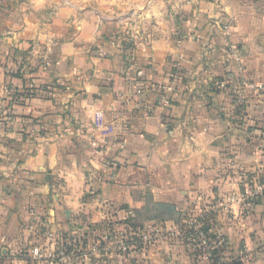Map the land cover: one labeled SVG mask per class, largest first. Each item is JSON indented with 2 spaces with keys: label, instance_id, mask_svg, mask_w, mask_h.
<instances>
[{
  "label": "crops",
  "instance_id": "obj_1",
  "mask_svg": "<svg viewBox=\"0 0 264 264\" xmlns=\"http://www.w3.org/2000/svg\"><path fill=\"white\" fill-rule=\"evenodd\" d=\"M137 8L0 0V119L10 94L24 103L0 132V264H48L61 243L99 237L94 226L120 229L151 202L188 214L221 202L229 212L216 213L214 230L226 256L264 264V197L239 202L241 181L264 173L263 136L240 122L264 120V0ZM97 115L121 145L105 157ZM188 247L172 239L93 264H194Z\"/></svg>",
  "mask_w": 264,
  "mask_h": 264
},
{
  "label": "built area",
  "instance_id": "obj_2",
  "mask_svg": "<svg viewBox=\"0 0 264 264\" xmlns=\"http://www.w3.org/2000/svg\"><path fill=\"white\" fill-rule=\"evenodd\" d=\"M228 27H226V31ZM50 65L49 62L46 63ZM216 87L219 90L227 89L225 81L216 82ZM264 90V86L260 87ZM237 102L239 105L243 104V99L238 95ZM165 103H169V99H163ZM13 115H4V120L7 122L13 121ZM94 127L101 135L99 141L94 143L96 149L105 155H108L114 148L120 147V143L115 135V127L112 123H108L102 115H97L94 122ZM264 141V136H263ZM244 191L242 192L239 202L246 207H251L260 198L264 197V173L255 178L246 176L243 179ZM228 211V207L221 202L215 205L201 208L195 214H188L184 223L181 225L169 223L155 224L152 229L144 228L137 235L129 233L127 226L123 225L120 229H107L102 235V242L92 243L86 246L84 243L71 244L63 242L59 245L54 253L50 254L48 264H87L96 260L102 252L105 253H119L129 254L132 252L142 251L143 253L149 249L156 248L162 243H166L172 239H183L186 230L194 229L199 236L203 260L211 258L213 251L225 248L227 250V239L225 236L217 232L214 238H208L202 230V221H206L212 214L216 215L220 210ZM36 222L39 223V218L35 217ZM181 242V240H178ZM264 247V240L262 241ZM194 250H192L193 252ZM201 256V257H202ZM32 257L34 259H41L44 257L40 247H34L32 250Z\"/></svg>",
  "mask_w": 264,
  "mask_h": 264
},
{
  "label": "trees",
  "instance_id": "obj_3",
  "mask_svg": "<svg viewBox=\"0 0 264 264\" xmlns=\"http://www.w3.org/2000/svg\"><path fill=\"white\" fill-rule=\"evenodd\" d=\"M8 87L12 88V84H9ZM30 96H32L31 93L26 94V97H30ZM22 106H24V103L22 102L21 95H19L18 93L10 94L9 98L5 103L4 111L6 112L7 115L10 116L12 110L15 107L18 108ZM16 120H20L24 126L30 122H36L32 117L29 116L16 117ZM240 122L242 124H246L249 130L254 129L256 131H260L261 132L260 135L264 136V120L258 121L243 114ZM11 126L12 125H10L7 121L3 120L2 118L0 119V132L7 129H11L12 128ZM241 183H243V181H241ZM124 209L128 210L127 207ZM133 214L135 215V217L125 220L123 225L127 226L129 233L135 234L137 236L140 233V231L143 229L144 222L146 221H155L158 222L159 224L166 223L168 221H173L176 225L179 226L182 225L184 227V223L187 219V213L182 212L175 204L172 203L151 202L150 206L145 211L143 212L134 211ZM215 222H216L215 214L209 216L208 219H206V221H202V230L210 239L217 236V232H215L214 230ZM92 229L95 231L98 230L99 237L95 236L96 232H93L92 236L85 234L81 238V240H83L86 246L94 242L95 243L102 242L101 237L104 234V232L107 230L105 228L102 229V227H98V226H94ZM184 231H185L184 238L178 240H181L182 244L188 245L189 249L194 250L193 251L194 255L200 258L202 256V250H201V244L198 233L194 229L186 230V227L184 228ZM198 258L196 264H198V260L201 261L203 264H228V263L245 264V262L241 261L238 257H234V256L227 257L225 248L213 251L211 258L208 259L207 261ZM87 264H93V262Z\"/></svg>",
  "mask_w": 264,
  "mask_h": 264
},
{
  "label": "rangeland",
  "instance_id": "obj_4",
  "mask_svg": "<svg viewBox=\"0 0 264 264\" xmlns=\"http://www.w3.org/2000/svg\"><path fill=\"white\" fill-rule=\"evenodd\" d=\"M147 1L149 2L150 0H147ZM103 2H104L105 5H111L112 8H115V11H117V10L118 11H122V9H123V11L125 10L126 12H129V11H133L135 9H138L137 8L138 0H103ZM182 211L185 212V213L187 212V210H185V209L184 210L182 209ZM223 236H224V234H223ZM191 255L193 257L194 264H196L198 257L196 255H194L193 252L191 253ZM198 259H202L203 260V256L198 258ZM198 264H203V263L198 260Z\"/></svg>",
  "mask_w": 264,
  "mask_h": 264
}]
</instances>
